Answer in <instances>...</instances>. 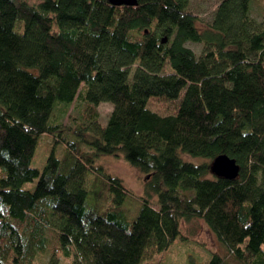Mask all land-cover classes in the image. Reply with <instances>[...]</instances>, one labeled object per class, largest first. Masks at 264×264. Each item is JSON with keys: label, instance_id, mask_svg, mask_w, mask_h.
I'll return each mask as SVG.
<instances>
[{"label": "trees", "instance_id": "trees-1", "mask_svg": "<svg viewBox=\"0 0 264 264\" xmlns=\"http://www.w3.org/2000/svg\"><path fill=\"white\" fill-rule=\"evenodd\" d=\"M190 1L0 0V264L49 252L57 264L61 250L72 264H143L193 218L241 263L264 264V5L221 0L201 29ZM152 97L180 98L177 112L150 110ZM76 99L82 123L51 122ZM102 102L113 105L106 125ZM64 131L75 137L64 154L34 167L41 136ZM221 154L239 164L237 178L212 172ZM101 155L150 175L132 220L128 189ZM209 264L228 260L214 253Z\"/></svg>", "mask_w": 264, "mask_h": 264}, {"label": "rangeland", "instance_id": "rangeland-1", "mask_svg": "<svg viewBox=\"0 0 264 264\" xmlns=\"http://www.w3.org/2000/svg\"><path fill=\"white\" fill-rule=\"evenodd\" d=\"M221 0H191L188 9L198 15V26L201 29L207 28L213 20L215 10ZM263 2V3H262ZM263 4L261 0L255 5ZM253 8V5H252ZM260 8H257L255 17L261 25H264L263 14ZM188 47L193 49L197 54L203 51V44L190 42ZM180 104V98L176 100H168L166 98L152 97L148 100L147 107L162 115L175 114ZM83 101L76 99L70 105L59 103L52 115V123H62L63 125L76 127L77 124L82 123ZM98 120L106 125L108 117L113 109L111 102H102L98 105ZM59 141H56V136L42 135L39 140L37 150L34 155L32 165L34 167L43 169L47 159L53 150L56 155L61 157L66 150V143L64 141L73 140L68 131H64L62 135L57 136ZM84 152H92L93 150L82 145ZM185 159L200 164L206 160L204 157H193L185 154ZM97 164L101 165L103 169L112 176L120 177L123 180V185L128 189V198L124 203L125 213L127 217L132 220L142 204V198L147 197L145 193V185L150 175L141 172L137 167L130 164L123 155H101L97 158ZM95 177V172H90L89 179L92 181ZM36 181L28 182L25 188L33 190ZM110 193L109 191H107ZM92 202V196L87 200V205ZM152 204H156V197L150 198ZM104 205V202H101ZM133 216V217H132ZM182 235L179 236L170 247L162 253H156L150 260H146L143 264H209L210 259L214 253L225 256L228 264H243L236 259V257L228 252L227 248L221 243L217 235L208 227L205 221L201 218H193L181 223ZM50 235H53L52 233ZM59 261L57 264H72L74 260V253L66 254L64 250L58 252ZM50 252L44 255H38L36 264H52Z\"/></svg>", "mask_w": 264, "mask_h": 264}, {"label": "water", "instance_id": "water-1", "mask_svg": "<svg viewBox=\"0 0 264 264\" xmlns=\"http://www.w3.org/2000/svg\"><path fill=\"white\" fill-rule=\"evenodd\" d=\"M113 5L135 6L138 0H108ZM240 166L235 159L227 154L218 155L212 162V172L219 177L235 179L238 177Z\"/></svg>", "mask_w": 264, "mask_h": 264}, {"label": "bare ground", "instance_id": "bare-ground-1", "mask_svg": "<svg viewBox=\"0 0 264 264\" xmlns=\"http://www.w3.org/2000/svg\"><path fill=\"white\" fill-rule=\"evenodd\" d=\"M37 150V149H36ZM52 153V152H51Z\"/></svg>", "mask_w": 264, "mask_h": 264}]
</instances>
